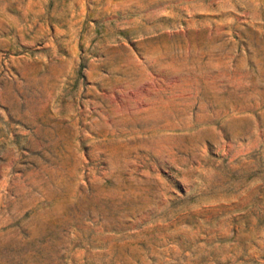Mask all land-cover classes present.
<instances>
[{
  "label": "rangeland",
  "instance_id": "1",
  "mask_svg": "<svg viewBox=\"0 0 264 264\" xmlns=\"http://www.w3.org/2000/svg\"><path fill=\"white\" fill-rule=\"evenodd\" d=\"M0 264H264V0H0Z\"/></svg>",
  "mask_w": 264,
  "mask_h": 264
}]
</instances>
